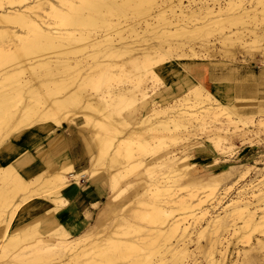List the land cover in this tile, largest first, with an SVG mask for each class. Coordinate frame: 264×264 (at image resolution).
Returning <instances> with one entry per match:
<instances>
[{"label":"bare ground","instance_id":"1","mask_svg":"<svg viewBox=\"0 0 264 264\" xmlns=\"http://www.w3.org/2000/svg\"><path fill=\"white\" fill-rule=\"evenodd\" d=\"M218 1L189 8L184 0H0V264H34L27 260L35 253L46 259L42 264H186L191 231L207 219L196 249L208 264H222L230 245L224 235L232 231L249 244L255 231L264 234V208L240 192L224 216L209 219L206 205L227 168L201 173L198 165L210 163L183 152L176 158L169 148L219 124L224 114L223 128L233 126L232 135L247 126L248 116L209 91L207 69L193 72L184 94L167 86V63L215 57L216 35L228 52L241 40L257 49L254 60H264V0H254L255 7ZM195 40L199 51L191 46ZM128 106L133 110L124 113ZM65 125L80 127L89 140L90 165L80 171L62 135L48 140L47 151L41 147L45 133ZM226 130L208 131L220 152L231 139ZM104 177L97 190L109 188L116 208L73 239L82 180ZM128 179L140 191L120 200ZM259 188L255 198L262 203ZM131 234L140 236L122 238Z\"/></svg>","mask_w":264,"mask_h":264},{"label":"rangeland","instance_id":"2","mask_svg":"<svg viewBox=\"0 0 264 264\" xmlns=\"http://www.w3.org/2000/svg\"><path fill=\"white\" fill-rule=\"evenodd\" d=\"M253 1L254 0H245L244 2L250 7ZM203 3L214 4L213 0H196V2H191L190 4L187 0H184V6H190L189 8L195 7L196 5H198L197 7H200ZM227 3L228 0H219L216 4L225 7ZM252 6L255 7L256 3L253 2ZM229 31L230 30L226 31L227 34ZM242 31L244 37L246 36L244 39L248 40L250 43L248 32L245 30ZM211 44L214 46L212 50H214L213 56L215 57L213 58L206 61L175 60L167 63L168 72L170 73L172 71L169 74L171 85L167 86H171V92L174 94H184L187 91L183 86H185L186 81L192 80L194 76L193 72H195V70L205 71L207 69L208 75L205 80L208 83L206 85L208 87L210 86L209 91L216 96L221 104L228 108H233V110L239 114L249 117L245 120L247 126H240V128H244L243 132H237L232 135L231 133L234 131L233 126H226V129H230L229 133L231 134V139L229 140V145L227 143L225 145L226 148L221 152L213 147L211 141L213 135L208 131L209 129L214 130L216 128L227 131L223 128L227 125V116L225 114L219 118V124L212 125L211 128L206 129L198 128L188 137L187 140L174 146L172 144V146L169 147L173 154H175L176 158H180L183 152L187 153L190 158L198 160V163H210L206 164V166L205 164L198 165L201 173H204L205 170L213 169L214 166H225L227 168L226 171L229 173L219 178L218 183L220 184V191L217 197L206 205V208L210 211L209 219L210 217L213 218L217 216L219 213L224 216L225 207L229 204L230 200H237L239 192L242 193L244 198H246V201H250L253 205H258L261 208H264V202L258 203L257 198H255V195L258 194L259 186V189L264 191V112H262V110H264V60H262V56L259 55H257L258 58L254 60L250 54L256 52L257 49L243 45L241 40L238 41L235 50L231 52H228V45L224 44L218 35L211 37ZM191 46H193L196 51H199L200 40L193 41ZM187 50L189 51L188 48ZM256 54H258V51ZM197 64L200 66H197ZM133 107L134 106H128L124 113L131 112ZM80 124L81 123H79V125ZM79 131L80 127L78 126L66 125L62 128H57L56 130L51 129L42 136L40 141L41 147L43 151H47L48 140L56 135H62L67 142L68 148L71 144L74 146L75 154L77 156H83L81 166L78 165L77 171L85 169L90 165V156L87 145L89 140L86 141L85 137H83ZM29 151L35 155L38 154V150L34 147H31ZM246 167L253 168L250 169L248 176L241 179L239 176L241 174L240 171ZM156 171L160 172L161 170L156 169ZM132 178L133 177H131V179ZM102 180L105 181L106 178L104 177L99 178V180L91 181L100 183ZM129 180L130 179L125 181L126 184L129 185V192L124 191L121 194V191H119L117 193V195H120V200H122L123 197L125 199L130 194L140 191L136 190L135 187L131 189L130 184L127 182ZM91 181L87 180L84 182L83 179L81 187H84L86 182ZM93 182H91V187H93ZM258 183L260 184L257 186V189H249ZM229 187L230 189H228ZM109 193V188L105 187L103 198L101 199V206L100 204L96 205L95 207H97V210L94 211V213L82 211L77 218L70 222L73 223V226L77 230V232L69 231L71 234L70 236L73 237V239L83 235L86 231L91 229L99 219L116 208L108 201ZM178 194L185 195L186 191L180 190L178 191ZM133 207L139 208V205H133ZM17 216L18 214L16 215V218ZM39 221L40 225L38 230L42 226V221ZM207 221L208 219L202 221L191 231V255L186 260V264H208L204 253L196 249L199 233L203 226L206 227ZM228 223H231V219H228ZM32 224H35V222ZM233 235V232L230 231V233L223 237L225 238L224 242H226V245L229 243L230 245L226 253L225 261L222 264H244L247 259H250L247 264H264V246L258 244L260 241H263L261 243H264V234L261 233V230L254 232L253 238L249 244L244 243V240L238 239L237 236ZM139 236L140 235L137 234H131L129 236H123L122 238L138 239ZM201 242L204 246H207L206 240H202ZM40 255V253L31 254V257L28 258L29 260L27 261H31L34 264H42L41 261H45L46 259L39 260ZM93 258L96 259L97 255H93ZM18 261L19 260H16L14 264H17ZM118 263L121 264V262Z\"/></svg>","mask_w":264,"mask_h":264},{"label":"crops","instance_id":"3","mask_svg":"<svg viewBox=\"0 0 264 264\" xmlns=\"http://www.w3.org/2000/svg\"><path fill=\"white\" fill-rule=\"evenodd\" d=\"M69 155L70 158L72 159L75 168L77 169L78 165L81 166V162L83 160L82 155H76L75 154V149L74 146L71 144L69 145ZM85 182V181H84ZM93 182V181H91ZM91 182H86L84 187L80 186L79 192L76 194L75 199H74V206L78 212H91L94 213L96 211L97 207L96 205L101 206V199L103 198L104 192L101 194L97 190V182H93V187H91Z\"/></svg>","mask_w":264,"mask_h":264}]
</instances>
